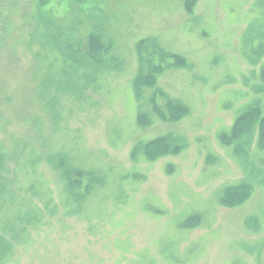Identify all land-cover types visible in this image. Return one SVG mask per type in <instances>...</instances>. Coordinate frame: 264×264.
Returning <instances> with one entry per match:
<instances>
[{
    "label": "rangeland",
    "instance_id": "rangeland-1",
    "mask_svg": "<svg viewBox=\"0 0 264 264\" xmlns=\"http://www.w3.org/2000/svg\"><path fill=\"white\" fill-rule=\"evenodd\" d=\"M263 72L264 0H0V264H264Z\"/></svg>",
    "mask_w": 264,
    "mask_h": 264
},
{
    "label": "trees",
    "instance_id": "trees-1",
    "mask_svg": "<svg viewBox=\"0 0 264 264\" xmlns=\"http://www.w3.org/2000/svg\"><path fill=\"white\" fill-rule=\"evenodd\" d=\"M263 76H264V72H263ZM168 107H169V110L172 112V114L170 113L172 116L171 120H174V121L180 120L182 118L181 116L185 113V111H184L185 108L182 107V105H171L169 103ZM182 108H184V109L182 110ZM163 114L165 115V113H163ZM250 118H252V117H250V114L248 115L247 113H245L242 116H240L239 119H237L236 124H235V129H234L235 130L234 135L240 134L241 129L244 127L246 128V131L248 130L247 124L250 123V120H247V119H250ZM262 123H263V120H262ZM162 139H164V137L160 138V140H162ZM261 140L262 141L264 140V127H262V129H261ZM165 148L167 149V146ZM153 151H154V149H153ZM245 195L247 196L248 194H244L242 196H245Z\"/></svg>",
    "mask_w": 264,
    "mask_h": 264
}]
</instances>
